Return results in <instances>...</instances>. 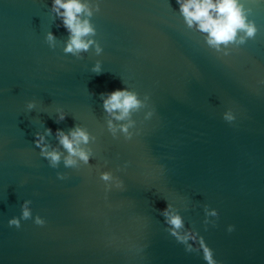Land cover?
Returning <instances> with one entry per match:
<instances>
[{
	"label": "water",
	"instance_id": "1",
	"mask_svg": "<svg viewBox=\"0 0 264 264\" xmlns=\"http://www.w3.org/2000/svg\"><path fill=\"white\" fill-rule=\"evenodd\" d=\"M90 3L99 55L65 53L52 0H0V264H207L200 240L216 264H264V3L245 0L256 37L220 51L176 0ZM118 88L145 102L131 139L108 128L101 94ZM77 126L89 162L51 166L36 133L67 155L56 130ZM168 205L195 241L172 235Z\"/></svg>",
	"mask_w": 264,
	"mask_h": 264
},
{
	"label": "clouds",
	"instance_id": "2",
	"mask_svg": "<svg viewBox=\"0 0 264 264\" xmlns=\"http://www.w3.org/2000/svg\"><path fill=\"white\" fill-rule=\"evenodd\" d=\"M264 3V0H259ZM179 5V12L183 16L185 23L189 28H195L197 31L205 34L207 44L220 51L222 48L232 44H244L248 39L255 38L259 32V27L255 21L248 19L249 9H247L245 0H176ZM99 11V4L96 5ZM52 11L61 20L62 26L68 31L69 39L65 53L79 54L88 51L94 44L96 53L99 55L103 49L91 37L96 34L95 25L92 23L93 7L90 0H52ZM241 33H243L241 35ZM56 39L53 32H48L47 40L54 42ZM227 54V53H226ZM93 72L101 73L102 67L98 62L92 69ZM104 110L111 119L108 120V128L116 135L122 132L128 139H131L132 133L129 131L134 122L130 117L134 111H138L145 106V102L139 97V94L128 88H118L114 91L101 94ZM35 107V102H29V110ZM148 117L152 116L149 112ZM67 113L59 110L58 121L66 119ZM225 119L231 123L236 120V116L229 112ZM117 121H128L117 125ZM52 129H46L45 134L36 133L35 144L41 149V155L49 160L51 166L55 167L63 159L65 166H76L80 161L88 163L91 158V150L84 147L93 139L89 131L77 126L68 132L63 129L56 130V136L59 145L66 151L64 155L56 149L49 150L47 135H51ZM112 178L111 173L104 172L101 179L108 181ZM63 179V177H61ZM31 201H25L22 205V218L27 220L32 217L30 208ZM166 222L171 226L172 235L176 236L178 242L186 243L189 239L196 240L192 234L180 233L184 227L183 218L176 214L171 205L161 210ZM211 215H217L213 210ZM37 225H44L46 221L37 216L35 219ZM10 225L21 226V217H14L9 220ZM228 231H234V226H229ZM201 249L204 252V259L207 264H216L214 252L205 246L204 241L200 240ZM192 245L188 246L191 251Z\"/></svg>",
	"mask_w": 264,
	"mask_h": 264
}]
</instances>
